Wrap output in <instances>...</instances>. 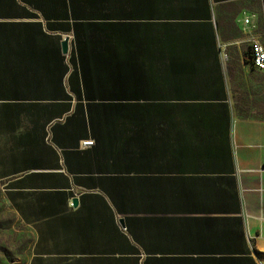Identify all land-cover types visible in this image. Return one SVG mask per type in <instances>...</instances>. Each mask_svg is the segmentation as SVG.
<instances>
[{"label":"crops","instance_id":"1","mask_svg":"<svg viewBox=\"0 0 264 264\" xmlns=\"http://www.w3.org/2000/svg\"><path fill=\"white\" fill-rule=\"evenodd\" d=\"M251 37L264 0H0V181L28 264H264Z\"/></svg>","mask_w":264,"mask_h":264},{"label":"rangeland","instance_id":"2","mask_svg":"<svg viewBox=\"0 0 264 264\" xmlns=\"http://www.w3.org/2000/svg\"><path fill=\"white\" fill-rule=\"evenodd\" d=\"M253 83L241 91L239 105L264 118V73L250 69ZM34 232L18 217L0 181V264H28L33 252Z\"/></svg>","mask_w":264,"mask_h":264},{"label":"built area","instance_id":"3","mask_svg":"<svg viewBox=\"0 0 264 264\" xmlns=\"http://www.w3.org/2000/svg\"><path fill=\"white\" fill-rule=\"evenodd\" d=\"M249 22V19H246ZM249 41L248 65L252 70L264 73V42L256 37H251ZM92 141L85 140V145H90Z\"/></svg>","mask_w":264,"mask_h":264},{"label":"trees","instance_id":"4","mask_svg":"<svg viewBox=\"0 0 264 264\" xmlns=\"http://www.w3.org/2000/svg\"><path fill=\"white\" fill-rule=\"evenodd\" d=\"M114 6L115 5H91V9H90V15L92 16L91 19H95V20H100L102 19H115V11H114ZM77 15V13H75ZM95 23H97L94 27L95 31H103L104 27L106 26V23H101L99 21H96ZM109 29H113L114 26L116 25L114 22H109V24H107Z\"/></svg>","mask_w":264,"mask_h":264},{"label":"water","instance_id":"5","mask_svg":"<svg viewBox=\"0 0 264 264\" xmlns=\"http://www.w3.org/2000/svg\"><path fill=\"white\" fill-rule=\"evenodd\" d=\"M62 45H63V51L66 53L67 50H68V40H65V41L62 43ZM77 202H78L77 199H75V200H74V205H76ZM120 223H121V225H122L123 227L125 226V222H124V220H121Z\"/></svg>","mask_w":264,"mask_h":264}]
</instances>
